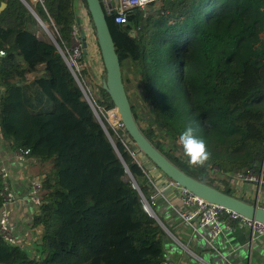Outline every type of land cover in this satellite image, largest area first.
I'll return each instance as SVG.
<instances>
[{"label": "trees", "instance_id": "1", "mask_svg": "<svg viewBox=\"0 0 264 264\" xmlns=\"http://www.w3.org/2000/svg\"><path fill=\"white\" fill-rule=\"evenodd\" d=\"M24 1L52 23L58 45L69 43L75 0ZM2 3L0 146L28 149L42 181L40 204L29 205L31 227L39 229L34 251L21 239L8 245L0 237V264H162L167 218H181L158 201L146 165L123 141H132L124 127L114 130L102 119L111 140L106 135L82 91L92 84L89 68L77 80L56 45L37 38L41 25L26 4ZM263 6L154 0L129 10L124 23L106 15L141 132L185 173L228 194L233 184L210 177L208 165L232 171L259 162L264 151ZM129 84L142 95L137 105ZM91 95L114 106L102 85ZM188 126L211 154L203 166L190 167L177 143Z\"/></svg>", "mask_w": 264, "mask_h": 264}, {"label": "built area", "instance_id": "2", "mask_svg": "<svg viewBox=\"0 0 264 264\" xmlns=\"http://www.w3.org/2000/svg\"><path fill=\"white\" fill-rule=\"evenodd\" d=\"M36 1L42 3V0ZM75 1L79 5L78 21L72 24L69 43L65 44L62 42L58 50L65 58L68 67L75 74L79 73L81 68L86 65L90 70L92 80L101 86L105 77V71L95 36V30L84 0ZM100 1L105 15L112 16L116 23H124L127 19L126 13L129 10L133 8L142 10L147 3L154 0H146L143 4L141 0ZM3 54L4 51L0 50V55ZM82 91L91 104L94 113L101 120L104 119L114 130L123 127L116 107L104 108L98 105L91 95L89 85L82 87ZM123 141L125 144H131V148H128L131 156L137 161H143L144 155L135 146L133 141L128 138H124ZM27 153L28 149L24 151L15 150L13 151V156L19 161H24ZM208 170L210 177H216L233 184V195L241 198H249L250 195L252 201L257 204L262 201L261 196L264 193V151L261 160L252 166L224 172L217 165L209 164ZM41 181V175H30L28 178L26 198L32 207H36L41 202ZM0 183V237L8 245H17L20 242V235L18 233L17 221L10 211L12 204L17 202V195L12 183V167L7 163L0 162ZM170 183L177 186L178 197L185 207L184 210L178 211L179 217L194 231L198 232L200 228H205V232L200 234L207 245L212 247L213 241L219 234L225 229H232L234 227L249 228L251 237L264 236V223L250 220L217 204L209 203L180 187L172 180ZM245 184L254 186L255 190L251 192L250 189L244 187ZM152 203L154 204L153 201ZM162 264H180V262L177 259L167 257L162 261Z\"/></svg>", "mask_w": 264, "mask_h": 264}, {"label": "crops", "instance_id": "3", "mask_svg": "<svg viewBox=\"0 0 264 264\" xmlns=\"http://www.w3.org/2000/svg\"><path fill=\"white\" fill-rule=\"evenodd\" d=\"M32 76V73L29 74ZM147 161V162H146ZM0 162L12 167V183L17 195V202L10 207L12 216L17 221L18 233L27 250L34 251L32 246L38 235L39 229H34L30 224L31 208L27 201L28 178L35 174V163L27 158L19 161L13 156V152H6L0 146ZM148 174L153 180L158 201L164 202L166 208L178 211L185 209L178 197V188L157 167L151 165L148 159H143ZM247 184L244 185L246 187ZM254 191V186H247ZM248 197V195H247ZM246 198V197H245ZM259 205L264 206V193ZM252 201L251 196L246 198ZM253 202V201H252ZM163 211H167L168 209ZM171 230L165 228L170 241L167 243V256L179 260L180 264H264V236L251 237L247 227H234L225 229L213 241V246L205 243L200 233L205 228L194 231L181 219L167 218ZM32 242V245L30 244ZM30 249V250H29Z\"/></svg>", "mask_w": 264, "mask_h": 264}, {"label": "water", "instance_id": "4", "mask_svg": "<svg viewBox=\"0 0 264 264\" xmlns=\"http://www.w3.org/2000/svg\"><path fill=\"white\" fill-rule=\"evenodd\" d=\"M22 1L26 4L28 9L36 16L40 25L44 28L42 21L37 17L33 9L24 0ZM84 1L95 30V36L104 66L105 77L103 79L102 86L108 93L111 101L114 104V107H116L123 127L132 139L135 146L167 178L175 182L180 187L186 189L187 191L193 193L194 195L204 199L209 203L217 204L250 220L264 223V206H261L252 201H247L236 195L228 194L212 185H209L201 180L193 178L192 176L188 175L183 170H181L178 166L173 164L145 137V135L141 132L138 125L136 124L131 111L129 99L127 98L124 83L122 80L119 58L115 50L114 41L107 23L106 15L103 10L101 1ZM3 6L4 3L1 4L0 9ZM50 39L58 48L59 45L51 34ZM72 73L74 77L78 80L76 74L73 71ZM95 115L102 127L104 128L106 135L111 140V137L102 120L96 113ZM129 176L135 184V180L133 179V177L130 174ZM150 211L153 213L151 209Z\"/></svg>", "mask_w": 264, "mask_h": 264}, {"label": "clouds", "instance_id": "5", "mask_svg": "<svg viewBox=\"0 0 264 264\" xmlns=\"http://www.w3.org/2000/svg\"><path fill=\"white\" fill-rule=\"evenodd\" d=\"M146 0H141V3H145ZM196 129L192 126L186 127V129L180 134L178 138V145L180 146L186 163L190 167L203 166L210 159V152L207 149L204 139L197 136Z\"/></svg>", "mask_w": 264, "mask_h": 264}, {"label": "rangeland", "instance_id": "6", "mask_svg": "<svg viewBox=\"0 0 264 264\" xmlns=\"http://www.w3.org/2000/svg\"><path fill=\"white\" fill-rule=\"evenodd\" d=\"M43 23V25H44V28L41 26V28L39 29V31L36 33V36H37V38H41V39H46V40H51L50 39V34L54 37V35H55V29H54V27H53V25H52V23H47V22H42ZM46 29V30H45ZM129 63H124V67H127V65H128ZM94 66V65H93ZM92 78V77H91ZM98 84H97V82H94L93 80H92V84L91 85H89V87H90V89L92 88V91H94V92H97V90H98ZM129 86V93H130V95H131V100L134 102V104L135 105H137L138 104V102H137V99H136V97L138 96V95H140L141 96V98H142V95L140 94V92L139 91H137L134 87H133V84H129L128 85ZM140 96L139 97H137V98H140ZM143 159L145 160L146 159V157H143ZM147 162V161H146ZM149 163H151L150 161H149ZM151 165H153L152 163H151ZM214 178H216V177H214ZM222 183V182H221ZM219 186H220V184H219ZM247 186H249V187H251V185H247ZM246 186V187H247ZM249 189V188H248ZM234 192V191H233ZM31 245H32V242L30 243ZM33 247H35V244H33V246H32V248ZM30 250V249H29ZM34 250V249H33Z\"/></svg>", "mask_w": 264, "mask_h": 264}]
</instances>
